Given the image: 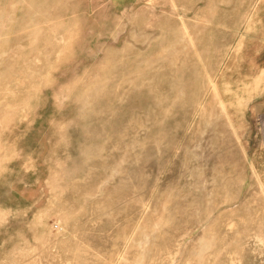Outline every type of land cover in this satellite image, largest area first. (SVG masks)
I'll return each mask as SVG.
<instances>
[{
	"label": "rangeland",
	"instance_id": "1",
	"mask_svg": "<svg viewBox=\"0 0 264 264\" xmlns=\"http://www.w3.org/2000/svg\"><path fill=\"white\" fill-rule=\"evenodd\" d=\"M0 264H264V0H0Z\"/></svg>",
	"mask_w": 264,
	"mask_h": 264
},
{
	"label": "built area",
	"instance_id": "2",
	"mask_svg": "<svg viewBox=\"0 0 264 264\" xmlns=\"http://www.w3.org/2000/svg\"><path fill=\"white\" fill-rule=\"evenodd\" d=\"M263 119V118H262Z\"/></svg>",
	"mask_w": 264,
	"mask_h": 264
}]
</instances>
